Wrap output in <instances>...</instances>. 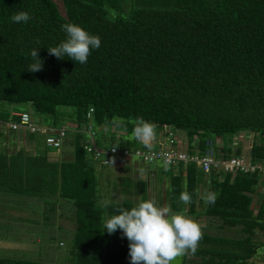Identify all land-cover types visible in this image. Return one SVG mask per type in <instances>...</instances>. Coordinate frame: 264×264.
I'll use <instances>...</instances> for the list:
<instances>
[{
	"label": "trees",
	"instance_id": "trees-1",
	"mask_svg": "<svg viewBox=\"0 0 264 264\" xmlns=\"http://www.w3.org/2000/svg\"><path fill=\"white\" fill-rule=\"evenodd\" d=\"M62 2L66 15L55 0H0V106L31 104L36 114L56 118L46 126L58 128L64 127L57 120L60 109H73L72 125L79 130L93 110L96 131L104 133L103 140L97 133L96 143L105 147L112 145L115 130L121 135L119 145L145 147L129 138L137 118L154 124L155 136L169 128L182 132L190 154L202 153L212 138L224 159L241 155L243 147L218 139L252 134L248 156L264 162V0ZM19 12L31 19L12 22ZM67 23L101 38L100 48L83 65L48 53L66 40L61 26ZM33 49L43 61L39 72H28ZM0 120L5 127L18 117L12 111ZM30 138L45 144L41 135ZM71 140L73 159L61 163L50 161L48 150L9 154L0 144V193L57 197L72 204L77 229L70 263L131 264L129 241L119 229L111 235L104 232L103 221L118 215L117 209L131 210L149 200L147 182H142L141 201L102 206L99 181L104 167L84 148L86 133L76 132ZM174 167L165 206L208 222L201 226L203 238L195 255H185L183 264L193 258L199 264H264L259 261L264 253L260 175L205 174L196 163ZM129 182L123 186L127 190ZM206 188L216 195L214 205H206L197 194ZM183 191L192 197L191 204L179 202ZM50 210L56 212V205ZM0 264L41 263L0 257Z\"/></svg>",
	"mask_w": 264,
	"mask_h": 264
},
{
	"label": "rangeland",
	"instance_id": "rangeland-1",
	"mask_svg": "<svg viewBox=\"0 0 264 264\" xmlns=\"http://www.w3.org/2000/svg\"><path fill=\"white\" fill-rule=\"evenodd\" d=\"M55 2L61 13L66 15L62 0H55ZM16 109L20 112H29L34 120L39 118L45 125L54 122L56 119L36 114L31 104L16 105ZM71 114H74L73 109H60L57 117L59 124H68L70 117H72ZM177 134L179 139L183 136L182 132L178 131ZM129 138L133 140L132 136ZM183 141L188 143L186 138ZM235 141L243 147V152L247 154L251 150L254 137L252 134H241L218 139L220 144L226 146H230ZM152 147L154 149L159 148L155 144ZM53 149L50 147L51 151ZM124 161V159H120L116 164L100 169L101 201L108 200L110 203L124 201L136 203L135 201H141L142 182L145 181L147 182L149 200L155 201L157 207H159L158 204L161 206L162 203L166 207L167 197L164 192L169 185L171 173L174 172L175 167L172 165L165 166L162 161H156L148 165L140 161H134L133 163L136 164L133 166L137 168L133 167L131 171L119 172V162L123 163ZM150 172L155 173L157 177L148 176ZM125 178H127L126 180L129 179V184H131L128 190L123 187L125 186ZM208 190L209 188L205 189L206 192ZM53 204L56 205L58 210L54 212L57 213L56 216L51 213L46 216L44 208L47 206L45 205L51 206ZM256 207H258V197L255 199ZM72 208L71 203L57 197L38 199L0 193V257L37 261L41 264H72L69 262V257L74 233L77 229V224L72 218L74 217ZM22 216L32 219H22L20 218ZM190 219L202 227L208 226L205 217L199 219L191 217ZM209 231L214 232L213 229H209ZM226 234L230 235L229 233ZM193 259L194 261L191 264H199L198 259ZM259 259L261 263H264V253L260 255Z\"/></svg>",
	"mask_w": 264,
	"mask_h": 264
},
{
	"label": "clouds",
	"instance_id": "clouds-1",
	"mask_svg": "<svg viewBox=\"0 0 264 264\" xmlns=\"http://www.w3.org/2000/svg\"><path fill=\"white\" fill-rule=\"evenodd\" d=\"M30 19L27 12H19L11 17L14 23H27ZM61 28L66 33V40L49 48V55L58 59L67 57L83 65L87 63L91 51L101 46L99 36L90 35L76 24H63ZM31 57L33 63L28 72L41 71L43 61L39 58L38 50L33 49ZM155 128L154 124L137 118L131 135L145 147H150L155 139ZM116 148L114 146L112 151H116ZM112 162L115 163L114 160ZM197 194L206 205H214L216 202L213 192L200 193L197 190ZM179 202L191 204L192 197L187 191H183ZM100 203L108 207L110 201ZM117 211L118 215L103 221L104 232L111 235L118 229L122 231L129 241L131 264H177L183 256L195 255L203 238L201 226L197 222L185 215L173 213L169 207H157L152 200L141 201L131 210L120 208Z\"/></svg>",
	"mask_w": 264,
	"mask_h": 264
},
{
	"label": "built area",
	"instance_id": "built-area-1",
	"mask_svg": "<svg viewBox=\"0 0 264 264\" xmlns=\"http://www.w3.org/2000/svg\"><path fill=\"white\" fill-rule=\"evenodd\" d=\"M92 111L87 116L89 119L88 124L81 131L86 133L89 138L84 148L98 162L97 165L101 167L112 166L120 159L140 161L145 165L156 161H162L165 164L167 162V165L172 166L181 163L184 165L196 163L205 174H209L213 170L221 171L224 174L229 172L234 174L239 172L244 174L258 173L264 182V162L255 163L250 159L248 153L246 154L245 152L238 156L232 155L228 159H224L221 156L218 157L217 149L219 144L212 138L206 140L205 149L202 153L197 151L194 154H190L188 149L181 147L182 141L178 138V131L175 132L170 128L164 131L163 138L165 143L158 149L142 147L138 144L135 147L121 146L119 144L100 147L96 143L97 131L93 122ZM14 115L18 117V120L6 123L10 130H25L30 134H38L44 137V142L48 147L57 149L63 147L68 135L67 128L39 125L35 123L28 112H15ZM236 145L235 141L234 146ZM114 146H117V148L113 152L112 148ZM113 160L115 163L112 162Z\"/></svg>",
	"mask_w": 264,
	"mask_h": 264
},
{
	"label": "crops",
	"instance_id": "crops-1",
	"mask_svg": "<svg viewBox=\"0 0 264 264\" xmlns=\"http://www.w3.org/2000/svg\"><path fill=\"white\" fill-rule=\"evenodd\" d=\"M12 111H13V113L20 112L19 110H17L14 107L0 106V113H1L0 119H1V116L3 114H6V112H8L10 114V113H12ZM73 119H74V114L72 115V117H70V120H69L70 122L68 124H64V127H66L68 129V138L66 139L65 144L63 145V148L58 150V151L54 150V149H53V151H51L50 148L47 147L44 143L38 144L37 140L31 139L30 138L31 134L25 130L12 131L7 126L4 127L2 125H0V144L9 154H13V153L18 152L20 150H24L28 155H36L37 153H39L41 151L48 150V157H49L50 161L60 162V163L62 161H70L73 159V153H74V148L71 145V141H72L71 139L76 132H82L77 127L72 125ZM34 121H35V123H37L39 125L43 124L42 120H40L39 118L35 119ZM43 125H45V124H43ZM97 133H98V137H99L98 140L102 139L101 137L103 136L104 133L100 132V131ZM120 136L121 135L119 132H117L116 130L113 131L112 137H114V138L112 139L113 140L112 145L120 144L119 143ZM108 137H111V136H108ZM163 137L164 136L162 135V133L158 136H155V139L152 141L151 145L155 144V145H158L159 147L163 146L165 143V140ZM183 137H184V134L180 138L182 141L181 147L184 149H188V145H187V143H185V141H183L185 139ZM39 139L41 142H43L42 137H40ZM133 140L136 142H139V141L135 140L134 138H133ZM125 142H126V140H125ZM109 145L111 146V142L109 143ZM99 146L104 147L105 144H100ZM133 162L134 161H129V160H125L123 163L119 162L120 167H119L118 171L119 172L120 171H126V170L131 171V169L134 167L133 165L136 164ZM134 168H137V167H134ZM148 176L155 177V178L157 177L156 174L152 173V172L150 173V175L148 174ZM45 206H47L44 208V210L46 212L45 214L51 213V210H50L51 206H48V205H45ZM57 211L58 210H56V212ZM51 214H55V216H56L57 213H51ZM20 218L32 219V218L23 217V216Z\"/></svg>",
	"mask_w": 264,
	"mask_h": 264
},
{
	"label": "water",
	"instance_id": "water-1",
	"mask_svg": "<svg viewBox=\"0 0 264 264\" xmlns=\"http://www.w3.org/2000/svg\"><path fill=\"white\" fill-rule=\"evenodd\" d=\"M172 211V210H171ZM173 213H177V214H182V215H185L186 216V213L184 212H177V211H172ZM184 257V256H183ZM183 257L180 259V262H177V264H183Z\"/></svg>",
	"mask_w": 264,
	"mask_h": 264
}]
</instances>
